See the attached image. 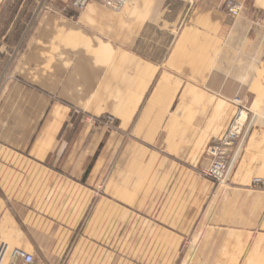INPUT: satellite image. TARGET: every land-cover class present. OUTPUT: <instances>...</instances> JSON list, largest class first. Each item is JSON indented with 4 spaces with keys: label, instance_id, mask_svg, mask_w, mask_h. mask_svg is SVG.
Instances as JSON below:
<instances>
[{
    "label": "crops",
    "instance_id": "crops-1",
    "mask_svg": "<svg viewBox=\"0 0 264 264\" xmlns=\"http://www.w3.org/2000/svg\"><path fill=\"white\" fill-rule=\"evenodd\" d=\"M236 1L244 5L236 19L224 0H128L119 13L88 4L76 22L71 7L63 13L52 4L16 47L9 46L14 31L2 34L0 183L5 174L24 177L25 168L32 183H41L39 170L49 185L58 169L85 180L111 136H127L146 162L201 166L239 102L250 120L240 174L215 193L195 229L191 261L264 264V191L251 187L264 175V0ZM105 114L114 117L112 131L76 116ZM17 199L0 194V246L32 249L35 259L57 264V241L35 211L26 233ZM9 263L5 251L0 264Z\"/></svg>",
    "mask_w": 264,
    "mask_h": 264
},
{
    "label": "rangeland",
    "instance_id": "rangeland-1",
    "mask_svg": "<svg viewBox=\"0 0 264 264\" xmlns=\"http://www.w3.org/2000/svg\"><path fill=\"white\" fill-rule=\"evenodd\" d=\"M91 3L110 13H119L97 1L88 4ZM40 4L41 0H6L3 3L0 48L8 49L1 41L4 33H16L17 39L9 45L12 49L18 39L29 37L35 31L40 17L47 13L40 10ZM54 4L65 13L61 0ZM87 9L88 5L79 11L73 9V20L76 22L85 15ZM25 41L21 40L19 48ZM235 103L238 108L231 124L240 114L239 123L243 127L235 145L229 149L231 165L223 184L206 177L204 172L211 162L208 148L225 135L207 145L201 166L189 169H179L161 161L146 162L145 153L130 144L127 136H117L116 140L111 136L85 180L80 174L64 177L58 169L56 185H49L44 181L48 175L39 170L42 181L37 184L25 177L29 174V169L25 168L21 173L24 177L4 175L0 194L21 198L14 202L25 209L26 233L32 232L33 212L40 214L41 222L57 241V247L52 249V255L59 259L57 264H192L195 229L206 220L215 202V193L234 186L232 177L240 174L238 162L244 128L250 120H247L243 105ZM76 116L82 124L114 129V117L110 114L91 119ZM251 187L256 189L252 184ZM15 249L4 245L9 264H14L12 253ZM24 250L33 254L32 249ZM36 261L47 264L42 257Z\"/></svg>",
    "mask_w": 264,
    "mask_h": 264
},
{
    "label": "built area",
    "instance_id": "built-area-1",
    "mask_svg": "<svg viewBox=\"0 0 264 264\" xmlns=\"http://www.w3.org/2000/svg\"><path fill=\"white\" fill-rule=\"evenodd\" d=\"M6 0H0V8ZM58 0H41L40 10L49 12L50 5L54 4ZM65 6L62 11H65L68 7H71L75 11L84 9L88 3L97 1L101 5L112 9L114 11H120L128 0H61ZM243 3H239L236 0H224V11L232 18L236 19L240 17L243 11ZM243 113V112H242ZM241 115L239 114L235 121L228 128L225 136L215 142L208 148L211 156V162L204 172V175L216 183H225L227 181L231 160L229 158V149L235 145V140L241 135L242 127L239 123ZM252 186L256 189L264 191V175L261 177H255L252 180ZM4 245L0 248V257L3 253ZM12 257L16 261H20L21 264H38L33 255L15 249L12 253Z\"/></svg>",
    "mask_w": 264,
    "mask_h": 264
},
{
    "label": "bare ground",
    "instance_id": "bare-ground-1",
    "mask_svg": "<svg viewBox=\"0 0 264 264\" xmlns=\"http://www.w3.org/2000/svg\"><path fill=\"white\" fill-rule=\"evenodd\" d=\"M243 118H245V117H243ZM4 253H5V251L3 250V253H2V255H1V257H0V263H1V260H2V258H3V256H4Z\"/></svg>",
    "mask_w": 264,
    "mask_h": 264
}]
</instances>
